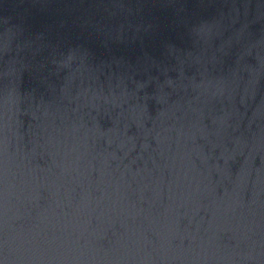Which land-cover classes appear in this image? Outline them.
I'll return each mask as SVG.
<instances>
[{"label": "water", "instance_id": "1", "mask_svg": "<svg viewBox=\"0 0 264 264\" xmlns=\"http://www.w3.org/2000/svg\"><path fill=\"white\" fill-rule=\"evenodd\" d=\"M0 264H264V0H0Z\"/></svg>", "mask_w": 264, "mask_h": 264}]
</instances>
